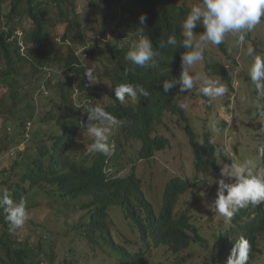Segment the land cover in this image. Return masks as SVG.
Masks as SVG:
<instances>
[{
	"label": "clouds",
	"instance_id": "obj_1",
	"mask_svg": "<svg viewBox=\"0 0 264 264\" xmlns=\"http://www.w3.org/2000/svg\"><path fill=\"white\" fill-rule=\"evenodd\" d=\"M117 1L0 0V44L9 46L6 55L13 63L0 53V108L10 102L8 110L21 115L23 128L22 141L13 148L0 144V162L5 155L15 156L1 171L6 180L0 185L7 183L9 188H0V233H7L3 230L6 219L16 241L14 248L41 234L47 245L27 260L34 259V264H64V259L75 264H109L115 251L120 259L111 264H130L140 252L141 264L164 263L159 257L166 261L167 253L172 264H264V34L252 39L264 27V0L161 2L169 28L166 41H153L146 34L143 25L148 12L143 10L138 13L137 29L124 33L123 26L110 18ZM99 5L100 18L90 24L91 12ZM105 21L109 24L104 28ZM116 36L119 45L111 49V57L115 60L121 53L122 65L130 69L107 67L105 44ZM153 46L158 50L181 47L171 79L164 80L161 88L147 86L146 79L141 84L115 82L116 73L140 76L136 69L156 67L159 56ZM72 56L84 69L85 87L93 86L90 98L72 92L76 107L81 108L73 137L72 122L65 128L69 112L59 106L61 94L56 86H67V77L77 76L67 66ZM7 62L15 67L13 71ZM53 63L63 65L64 80L51 77ZM8 69L11 75H3ZM15 70L24 77H18ZM153 95L158 96L156 104L151 102ZM78 98L84 103H77ZM112 107L120 112L129 109L138 122L115 116ZM247 108L252 109L251 120L261 138L252 154L241 152L232 141V134L245 136L239 117ZM85 135L92 140L82 148L79 140ZM246 136L252 137L253 132ZM19 153L36 161L48 154L47 165L69 158L78 163L87 157L88 161L100 160L102 155L106 180L119 183L100 231L109 246L114 244L117 249L103 254L85 236L80 241L76 228L83 209L74 213L67 200L61 203L54 198L56 210L31 221L30 200L36 194L50 195L48 187L16 176L19 169L14 170L13 164ZM120 158L124 159L121 167L115 163ZM168 163L185 164L186 169L152 178L170 171ZM156 164L165 170H154ZM139 169L143 178L137 175ZM206 190L214 194L211 203L201 200L204 197L209 202ZM136 199L146 201L150 222L163 226L173 240L156 245L148 221L142 231L146 236L139 234L134 219L143 224L144 218ZM65 217L71 222L68 230L61 225ZM39 225L46 230L37 232ZM66 238L67 244L63 242ZM153 249L163 252L151 254Z\"/></svg>",
	"mask_w": 264,
	"mask_h": 264
},
{
	"label": "trees",
	"instance_id": "obj_2",
	"mask_svg": "<svg viewBox=\"0 0 264 264\" xmlns=\"http://www.w3.org/2000/svg\"><path fill=\"white\" fill-rule=\"evenodd\" d=\"M169 3L171 0H118L117 10L112 11L110 18L112 22H116V25L123 26L124 33L133 32L137 29L139 23L138 13L140 11H147V21L144 28L146 34L153 40L156 41L159 38H162L164 41L167 40L169 28L166 25V16L163 12V9L159 3ZM119 8V9H118ZM119 10V11H118ZM151 10H155V13H151ZM1 19V18H0ZM15 21H13L14 24ZM108 22H104V28L108 25ZM118 36L113 37L110 42L106 43V49L104 51L109 64H113L115 67L124 66L123 58L121 53L117 55L114 60L111 57V49L116 50L118 48ZM154 50L158 53V61H156V67H143L141 70L136 69L139 74H133L129 71H122L121 73H116L115 82L116 83H132V84H141V82L146 79L147 86L161 88L162 82L164 80H169L172 78L174 71L178 65L180 59L181 47L177 46L173 48L168 46L164 49H159L156 46H153ZM9 46L0 44V53H3V57L12 62L10 55H6ZM93 50V48L91 49ZM78 58L72 56L71 59L67 61V66L71 72L74 70L77 72V76L69 75L67 77V83L65 86L63 83H57L56 86L58 91L61 94V102L59 106L64 110L68 111L67 117H69L68 123L65 124L66 130L68 129V124L72 122V137L75 135V130L73 126L75 125L76 120L79 122V114L81 108L76 107V103L72 97V92L77 91L79 96H85L90 98L93 96L91 87H85L87 81L83 76L84 69H81L78 66ZM8 64V68H11V71L15 69L12 65ZM127 69H130L127 66H124ZM79 68L80 70H78ZM124 69V68H122ZM14 73L18 77H24V74L18 72L17 70ZM154 74V75H152ZM3 75L10 76L11 72L9 69L3 73ZM149 77V78H148ZM119 84V85H120ZM17 87V85H15ZM71 87V91L69 90ZM112 93V89H111ZM157 95L151 97V102L156 104L155 99ZM114 111L113 114L119 116L120 118H130L136 122L137 118L131 113V111L124 110L120 112L118 107H112ZM73 142V141H72ZM1 144V142H0ZM69 147H72L71 144H68ZM49 155L44 154L38 158L31 160L30 155L19 153L16 158L13 169H19L17 177L21 180L23 177L31 180V183L35 186H45L46 191L50 197L55 198L57 201L63 203L69 201L72 207V211L80 212V209H83V212L80 213L79 218L80 222L76 228V237L78 239H85L93 247H100L99 250L103 254L112 253L113 249H117L113 244V247L109 246L108 240L105 238L104 234L100 229L106 224L104 221L107 216L108 206L116 198V189L119 181L117 180H106V174L103 171V165H105V160L102 155H100V160H89V157L83 162H76L72 158L63 160L59 164L57 162L46 164ZM20 167V168H19ZM18 188V186L16 187ZM16 188L12 194L16 195ZM140 196V195H139ZM13 198V197H12ZM14 199V198H13ZM146 201L135 200V204L143 209L142 217L144 218V223L139 224L134 219V222L137 225L139 234L142 237H145L142 231L145 228V222H150V216L148 215V210L145 205ZM128 206V203H126ZM61 205V204H60ZM108 207V208H107ZM107 208V209H106ZM1 212V209H0ZM7 233L2 231L0 233V261L2 264H31L32 261H27L31 256H38L39 252L44 249L47 245L46 239L38 234L36 237H32L28 242L19 247L14 248L16 241L13 238V233L9 231L8 222L5 219ZM151 225H153L151 227ZM151 227V236L156 245L165 244L174 239V237L167 235V232L163 230V226H160L156 221L150 222ZM90 231H87V230ZM150 230V229H149ZM87 231V232H86ZM104 232V231H103ZM148 233V231H147ZM122 237H126L125 232L122 230ZM63 242L67 244L68 240L63 239ZM118 246V242H117ZM64 247V244H63ZM150 246H148L146 251ZM143 253L140 252L138 257H133L130 259V264H141ZM64 259V264H75L73 261H67ZM124 264H128L125 262Z\"/></svg>",
	"mask_w": 264,
	"mask_h": 264
},
{
	"label": "rangeland",
	"instance_id": "obj_3",
	"mask_svg": "<svg viewBox=\"0 0 264 264\" xmlns=\"http://www.w3.org/2000/svg\"><path fill=\"white\" fill-rule=\"evenodd\" d=\"M100 5L95 8L92 12L91 15L89 17V23L93 24L96 18H100ZM93 30L95 28H92ZM264 34V27L261 28L260 30H258L257 32H255L254 34H252V39H256V36H262ZM108 35V34H107ZM231 42V41H230ZM229 42V44H230ZM231 53H233L231 51ZM238 62L239 64H241V59L238 58ZM89 68L94 69V67H90V65L88 64ZM49 73L51 75V77L53 79H60V80H64V78L66 77V73L65 70L63 69V65H60L58 63H53L52 67L49 69ZM45 77V76H44ZM47 96V93H44ZM76 97V96H75ZM42 101L45 100L46 102V98H41ZM100 99V96H99ZM103 100V99H102ZM77 103H84V100L82 98H78L77 99ZM19 106L22 107L24 106V102L21 101L19 103ZM11 109V104L10 102H5L3 107L0 108V142L2 146L7 147L8 149L13 148L16 144L20 143L22 141V133H23V128L22 126L20 127V122H21V115H13L11 113L10 110ZM247 112L244 116H240V130L245 134V136H240L238 134H232V141L233 144L235 146L238 147V149L241 152H245L247 154H252L254 152V150L256 148H258L259 143L261 142V138L260 136L257 134V124L254 123V121L251 120V115H252V109L251 108H247L246 109ZM221 114L225 115L224 111H221ZM251 132H253V136L252 137H248L246 136V134H250ZM214 138V137H213ZM91 137H89V135H85L84 138L79 140V144L82 146V148H84L86 146V142L91 141ZM31 142L26 143L24 145V147H27V145H29ZM27 152H29V150H26ZM190 158V156H189ZM15 159V156L12 158H8L7 155H5V158H3V160L0 162V172L4 171L6 166H9V164H11ZM166 160L162 161V163L165 164ZM116 164H118L120 167L124 165V159L120 158L118 160L115 161ZM169 164V163H168ZM169 166H171V170H165V167L163 165H158L156 164L154 166V170H161L163 171L162 173H158L156 175H153L152 178H155L157 176H160L162 174H166V173H182L184 169H186L185 164H179V163H173V164H169ZM142 165L139 166V168H141ZM167 167V165H166ZM137 175L139 177L143 178V173L141 171V169H139V171H137ZM6 180V177L3 176V173L1 172L0 174V183H2L3 181ZM0 188H9L8 184H1ZM206 194L210 196V200L209 202L206 201V199L204 197H201V200L206 202V203H211L212 199L214 197V194H212L209 190H206ZM57 207V203L56 200L54 198H46L43 197L41 194H36L34 198H32L29 202V211H30V220L37 222L39 220H41L42 218H44L46 215L50 214L51 212L55 211ZM70 220L65 217L61 223V225L63 226L64 230H68V225L70 224ZM111 228L113 230L117 231V227L113 224H110ZM203 226H205V224H203ZM40 229H45L46 230V226L44 225H39L36 230L37 232ZM54 234L56 235H61L62 231H56L54 232ZM80 241H82L80 239ZM51 245H57L54 242H50ZM158 252L159 254H162L163 249H153L151 250V254ZM166 261L164 256L159 257L160 261H164V263L161 264H172L171 263V258H170V253L166 254ZM120 259V255L117 251L113 252L112 258H111V262L114 263L115 261ZM32 263H35V260L32 259L31 260ZM111 262H109V264H111ZM196 264V263H193Z\"/></svg>",
	"mask_w": 264,
	"mask_h": 264
}]
</instances>
